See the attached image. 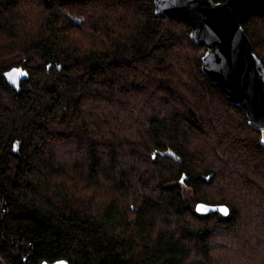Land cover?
Segmentation results:
<instances>
[{
	"label": "trees",
	"instance_id": "16d2710c",
	"mask_svg": "<svg viewBox=\"0 0 264 264\" xmlns=\"http://www.w3.org/2000/svg\"><path fill=\"white\" fill-rule=\"evenodd\" d=\"M243 27L264 63V12ZM190 32L154 0H0V264H264L262 131Z\"/></svg>",
	"mask_w": 264,
	"mask_h": 264
},
{
	"label": "water",
	"instance_id": "95a60500",
	"mask_svg": "<svg viewBox=\"0 0 264 264\" xmlns=\"http://www.w3.org/2000/svg\"><path fill=\"white\" fill-rule=\"evenodd\" d=\"M157 16L191 25L190 37L208 49L202 72L231 103L246 113L251 127L261 130L264 147V63L254 52L243 23L254 12H264V0H154ZM7 83L20 90L26 72L12 68L3 73ZM200 214L230 213L228 205L198 201ZM42 264H70L65 259Z\"/></svg>",
	"mask_w": 264,
	"mask_h": 264
},
{
	"label": "rangeland",
	"instance_id": "374dc122",
	"mask_svg": "<svg viewBox=\"0 0 264 264\" xmlns=\"http://www.w3.org/2000/svg\"><path fill=\"white\" fill-rule=\"evenodd\" d=\"M208 49V48H207Z\"/></svg>",
	"mask_w": 264,
	"mask_h": 264
}]
</instances>
